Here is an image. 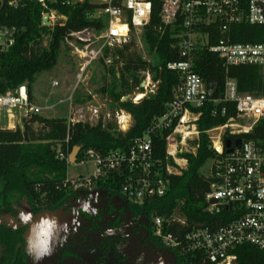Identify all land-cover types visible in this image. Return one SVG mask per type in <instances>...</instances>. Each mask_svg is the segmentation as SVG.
I'll list each match as a JSON object with an SVG mask.
<instances>
[{"label": "built area", "instance_id": "obj_1", "mask_svg": "<svg viewBox=\"0 0 264 264\" xmlns=\"http://www.w3.org/2000/svg\"><path fill=\"white\" fill-rule=\"evenodd\" d=\"M36 1L42 9L41 21L47 16L48 28L61 26L67 20L53 7L57 2L64 5L88 2L97 7L94 17L102 20V26L71 33L64 41L76 68L75 87L89 79V68L94 63L102 60L106 66L111 64V60L104 57L105 49L119 48L132 38L141 59L148 63L151 61L141 34L150 21L154 0ZM157 1L160 3L159 31L169 26L179 29L173 46L182 60L165 65L181 80L175 89L174 99L164 114L154 118L145 134L133 141L127 150H117L104 156L92 150L85 151L83 160L93 163L94 174L87 178H66L64 186L72 192L88 190L96 181L117 175L124 178L120 194L132 204L141 205L145 200L160 198L165 194L169 177L182 174L187 160L181 156L196 153L200 136L197 123L205 106L213 105V117L218 114L225 116L233 110L234 115L228 117L223 125L204 132L214 153L203 175L209 180L204 196L206 212L210 215L222 213L223 221L194 227L178 237L171 233L163 235L162 225L163 222L168 227L175 223L184 225L183 218L175 214L165 219L155 217L152 224L154 235L171 251L178 249L182 254L200 255L207 264H235L231 251L239 246L251 245L264 253V138L243 137L264 122V92L259 95L241 92L237 82L226 76L222 92L214 98L215 88L207 89L201 76L195 72L194 64L196 53L206 51L215 55L225 69L256 67L264 77V42L234 40L238 27L264 28V0ZM24 5V0H0V16L6 8L20 9ZM19 33L18 28L8 27L0 21V50L10 49ZM141 76L143 92L129 97L132 104L154 94L158 85L149 72H143ZM52 86L57 87L58 84L53 82ZM213 90L214 94L210 96ZM67 102L69 118L66 124L69 127L82 122L83 109L72 108L71 96ZM14 110L21 112V119L38 115L41 111L31 105L25 85L13 93L0 95V114L5 113L6 127L10 130L15 129ZM130 121L128 113L122 110L115 112L117 131L126 132L131 126ZM154 133H165L163 161L153 153L151 136ZM237 140L240 141L239 146H235ZM226 141L230 142L229 153ZM64 144L67 148L68 138ZM58 157H65L60 149Z\"/></svg>", "mask_w": 264, "mask_h": 264}, {"label": "trees", "instance_id": "obj_2", "mask_svg": "<svg viewBox=\"0 0 264 264\" xmlns=\"http://www.w3.org/2000/svg\"><path fill=\"white\" fill-rule=\"evenodd\" d=\"M24 3L20 9H4L0 16L4 25L20 30L15 44L7 51L0 50V95L13 93L21 85H25L29 92L39 75L57 65L62 48L65 47L67 51L64 41L71 33L86 28L99 29L102 26V20L94 17L97 7L88 2L54 4L53 7L67 20L63 25L52 28L41 26L42 9L36 0H24ZM159 9V1L154 0L150 21L141 34V40L151 57L149 63L137 53L133 38L119 48L104 50V57L111 60L109 66L100 61L108 78H102L103 84L97 92L108 100L111 109L122 110L130 115V128L123 133L117 131L114 123L102 120L95 126L78 122L68 127L65 119H44L39 115L23 118L21 127L14 130L0 128L1 208L8 209L10 204L21 202L33 209L37 206L47 208L57 205L74 193L64 186L67 178L66 160L74 147L82 149L77 155V163L87 150L100 156L117 150L125 151L133 141L145 134L154 118L164 114L181 81L179 75L167 70L165 65L182 59L173 46L179 29L169 26L159 31ZM237 32L234 38L237 42H264L263 27L243 25L237 28ZM45 38L46 45H43ZM194 65L195 72L201 76L207 89L215 88L214 98L222 92L226 76L237 82L241 92L254 95L264 92V77L256 67L225 69L215 55L206 51L196 53ZM143 72H149L152 80L158 82L154 94L143 98L138 104H132L129 99L121 101L134 91L143 92L140 88ZM72 101L77 103L78 100ZM211 108L213 105L210 103L205 106L197 123L200 136L196 153L181 156L187 160L182 174L169 177V184L162 197L145 200L141 205L132 204L133 209L149 215L152 222L155 217L165 219L174 214L184 219V225L175 223L168 227L163 222V235L171 233L178 237L194 227L223 221L218 213L210 215L206 212L204 196L209 180L202 175L201 169L214 157V153L209 148L204 132L223 125L234 112L230 110L225 116L218 114L213 117ZM35 126L39 128L35 129ZM164 137L165 133H154L151 136L154 156L162 161ZM243 137L263 139L264 122ZM66 138L67 148L64 144ZM58 149L64 153L63 159L58 157ZM123 179L122 176L114 175L98 180L94 185L120 194ZM172 252L184 264H207L201 260L200 255L182 254L178 249ZM231 254L235 257V264H264V253L251 245L239 246Z\"/></svg>", "mask_w": 264, "mask_h": 264}, {"label": "flooded vegetation", "instance_id": "obj_3", "mask_svg": "<svg viewBox=\"0 0 264 264\" xmlns=\"http://www.w3.org/2000/svg\"><path fill=\"white\" fill-rule=\"evenodd\" d=\"M0 264L184 263L154 235L149 215L93 185L52 207H0Z\"/></svg>", "mask_w": 264, "mask_h": 264}, {"label": "rangeland", "instance_id": "obj_4", "mask_svg": "<svg viewBox=\"0 0 264 264\" xmlns=\"http://www.w3.org/2000/svg\"><path fill=\"white\" fill-rule=\"evenodd\" d=\"M46 41L47 38L44 39L43 45H46ZM75 74L76 68L73 59L69 51H66L65 47H63L57 65L52 70L39 75L31 86L34 100L31 105L41 109L38 115L44 119L67 120L69 118V104L67 100L71 96V100H78L77 103H72V108L83 109V115L80 118L83 123L95 126L102 120L103 122H112L116 125L115 112L118 109H111L108 100L97 92L103 84L102 78L104 76L108 78L103 70L102 64L100 62L94 63L89 68V79L78 87H75L74 83ZM53 82H56L58 86L53 87ZM135 93L136 91L132 92L126 98H131ZM49 107L53 108L48 109ZM13 113L14 115H17V113L19 115L21 114L18 110H14ZM6 123V115L3 112L0 116V127L5 128ZM130 124H132V119ZM34 128L38 129L39 127L35 126ZM83 157L84 153L81 159L83 164L80 163L81 161L77 163V160L75 165L67 164V179H76L78 177L87 178L94 174L95 168L93 163L89 160H83ZM208 165L209 163H206L201 169L202 175H204ZM181 166H183L182 163ZM186 166L187 164L182 170H185ZM20 204L22 206L25 205L24 202ZM218 214L224 218L222 213ZM176 217L179 216L176 215Z\"/></svg>", "mask_w": 264, "mask_h": 264}, {"label": "water", "instance_id": "obj_5", "mask_svg": "<svg viewBox=\"0 0 264 264\" xmlns=\"http://www.w3.org/2000/svg\"><path fill=\"white\" fill-rule=\"evenodd\" d=\"M42 26L43 27H48L49 26V22L47 20V16L43 17L42 21ZM214 94V90L212 91V93L210 94V96H213ZM240 144V141H236L235 142V146H239ZM225 147L227 149V153H229L231 150H230V142L229 141H226L225 142ZM82 149L80 147H74L72 152L70 153V155L68 156V160H67V164L68 165H75L76 164V158H77V155L79 154V152L81 151Z\"/></svg>", "mask_w": 264, "mask_h": 264}, {"label": "crops", "instance_id": "obj_6", "mask_svg": "<svg viewBox=\"0 0 264 264\" xmlns=\"http://www.w3.org/2000/svg\"><path fill=\"white\" fill-rule=\"evenodd\" d=\"M28 97L29 98H31V100H29L30 101V103L32 104L33 103V96H32V90H30L29 92H28ZM0 116H1V114H0ZM15 116V119H14V121H13V124H14V126L15 127H21V117H19L20 115L17 113V115L15 114L14 115ZM1 128V127H0ZM1 129H10V128H8V127H6V125H5V128H1Z\"/></svg>", "mask_w": 264, "mask_h": 264}, {"label": "bare ground", "instance_id": "obj_7", "mask_svg": "<svg viewBox=\"0 0 264 264\" xmlns=\"http://www.w3.org/2000/svg\"><path fill=\"white\" fill-rule=\"evenodd\" d=\"M139 99L141 98V96L139 95V97H138Z\"/></svg>", "mask_w": 264, "mask_h": 264}]
</instances>
